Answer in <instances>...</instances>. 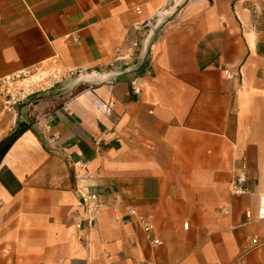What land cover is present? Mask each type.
Masks as SVG:
<instances>
[{"label": "crops", "instance_id": "obj_1", "mask_svg": "<svg viewBox=\"0 0 264 264\" xmlns=\"http://www.w3.org/2000/svg\"><path fill=\"white\" fill-rule=\"evenodd\" d=\"M47 63L56 88L0 103V143L30 125L0 163V264H264V0H0V78Z\"/></svg>", "mask_w": 264, "mask_h": 264}, {"label": "built area", "instance_id": "obj_2", "mask_svg": "<svg viewBox=\"0 0 264 264\" xmlns=\"http://www.w3.org/2000/svg\"><path fill=\"white\" fill-rule=\"evenodd\" d=\"M224 74L228 79H234L238 76L233 68L229 67L224 70ZM65 77L56 63H47L44 65L35 66L33 68H25L11 75L0 78V103L6 112L16 113L17 107L28 102L30 98L45 93L56 88ZM138 77L131 81L132 89L136 95L141 94V87L138 82ZM65 111L68 108L64 107ZM57 138V137H56ZM80 195L85 206V211L88 215L86 218L88 225H92L95 214L101 206L99 194L81 189ZM231 193L234 196L249 195L252 193V187L249 182L248 165L246 161H242L234 171L233 180L231 182ZM132 215L138 218L146 238L153 246L162 244V241L156 235L153 225V216L139 215L135 209L129 208ZM224 212L228 209L224 208ZM245 224L264 221V192L259 194V204L257 213L254 214L251 209H246L244 212ZM188 227V224H185ZM264 244V241L253 237L251 239V249L258 248ZM25 264V263H13ZM148 264H153L149 262Z\"/></svg>", "mask_w": 264, "mask_h": 264}, {"label": "trees", "instance_id": "obj_3", "mask_svg": "<svg viewBox=\"0 0 264 264\" xmlns=\"http://www.w3.org/2000/svg\"><path fill=\"white\" fill-rule=\"evenodd\" d=\"M30 128V125L20 124L18 128L10 136L5 138L0 143V163L13 143L26 131Z\"/></svg>", "mask_w": 264, "mask_h": 264}, {"label": "water", "instance_id": "obj_4", "mask_svg": "<svg viewBox=\"0 0 264 264\" xmlns=\"http://www.w3.org/2000/svg\"><path fill=\"white\" fill-rule=\"evenodd\" d=\"M30 101V100H29Z\"/></svg>", "mask_w": 264, "mask_h": 264}]
</instances>
